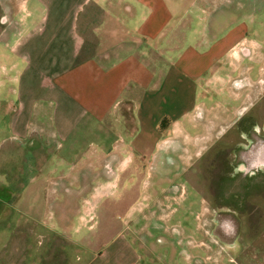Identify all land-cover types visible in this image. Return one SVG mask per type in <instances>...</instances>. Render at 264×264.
<instances>
[{
    "label": "crops",
    "instance_id": "0c3cea01",
    "mask_svg": "<svg viewBox=\"0 0 264 264\" xmlns=\"http://www.w3.org/2000/svg\"><path fill=\"white\" fill-rule=\"evenodd\" d=\"M30 3L12 2L17 31L0 33L16 57L10 68L3 63L7 75L15 68L16 99L9 100L4 91L11 86L1 82L0 120L11 121L17 142L0 155V173L9 168L0 195V264H151L135 235L152 207L147 141L156 136L155 148L178 151L163 144L179 130L197 132L192 150L198 158L212 151L209 170L214 166L216 176L217 135L228 140L224 150L232 158L264 137V0ZM237 55L244 57L233 67ZM202 107L207 132L197 122ZM203 134L208 143L201 149ZM87 135L96 137L95 151L78 145ZM57 142L61 151L66 147L59 156ZM16 154L25 160L12 163ZM231 160L223 162L225 189L218 193L231 200L222 208L237 215L248 185H264V165ZM70 182L85 188L72 228L61 204L72 197L64 190ZM7 183L15 184V195ZM58 224L75 256L66 247L57 256ZM263 231L255 257L264 259Z\"/></svg>",
    "mask_w": 264,
    "mask_h": 264
},
{
    "label": "rangeland",
    "instance_id": "374dc122",
    "mask_svg": "<svg viewBox=\"0 0 264 264\" xmlns=\"http://www.w3.org/2000/svg\"><path fill=\"white\" fill-rule=\"evenodd\" d=\"M15 1L18 0H0V33L9 27V30L7 29L6 32L10 36L17 31L16 24L11 25L15 20L16 13V9L11 4ZM35 1L31 0L32 5ZM31 3L30 8H32ZM17 21H19V17H17ZM6 40V37H0V83L3 81L9 83L11 89H8V93L6 91L4 92L10 98L9 100H15L16 96L12 90L13 86H15V80L13 79L15 68L11 71L13 73L7 75L6 71H9V69L7 68L6 70L3 63L10 68L14 64L16 57L10 53V48L4 46L6 42H9ZM250 56L251 54L249 58ZM243 57V55L242 57L237 55L232 61L233 67ZM252 59H255L254 56ZM249 63L251 62L249 61ZM234 80L235 78H233V82ZM1 95L2 91L0 97ZM262 109L264 110L263 102L260 103L259 111L261 112ZM200 111L204 114H202L201 119L198 118L199 121L197 122L199 124L201 123V127L205 128L204 130L207 132L206 126L209 115L206 114L207 111L203 107ZM222 115L224 116L223 113ZM10 123V120H0V155L8 152V149H11L17 143ZM202 124H205V126ZM222 127H225L224 123L219 128ZM191 131L189 133L185 131L179 135L181 133L179 130L177 137L180 140H175L178 138L173 137L170 138L168 143L163 144H175L179 149L178 151H173L171 148H167V146L155 148L156 136L151 137L147 141V182L145 185L147 186V193H152V199L150 201V206L152 207L147 208V218L140 222V231L136 230L135 235L138 236L141 245L146 250L148 263L264 264V259L260 254H258L257 258L255 257L256 253L260 252L255 238L264 230V185H248L247 191L249 195L246 200L242 201V214L236 215L230 210L225 211L222 207L230 204L231 200L220 197L218 192H221L222 195L225 189L223 182L226 174L223 170V159H225V155L227 154L232 159L231 153H227L224 150L226 149L225 146L228 144V140H225L222 134L217 135V143L221 146L218 147L216 157H220L219 165L221 168H218L216 165V176H213L214 166L212 167V171L209 170L210 164L208 162V157L212 154V151L206 149L201 157L198 158L196 156L197 152L192 150V144L195 143L198 137L195 134L197 132ZM207 137V134L199 137L201 141L204 139V146L202 145L200 147L201 149L206 148L208 143ZM240 138L239 135L234 136L232 142L237 143L240 141ZM96 142L94 135H87L84 139L79 140L78 145L82 144V147L92 152L97 147ZM58 143H55V148L56 154L59 156L63 154V151H66V147L61 151ZM24 160L21 154H16L14 160L11 161L16 164ZM67 160H74L73 162H75L76 159L67 158ZM80 163H75L74 167H78ZM70 166L73 165L71 164ZM2 168L0 173V195H5L1 192H4V183H6L4 181L7 180L6 175H8L9 168L7 169L5 166ZM27 178V175L22 176V181L26 182ZM233 178L235 177H232V181ZM260 178L264 179L262 174ZM229 181L230 178L228 183H231ZM7 185L9 186L8 191L15 192V195L17 190L15 184L7 183ZM67 187L68 189L66 188L64 190H70L72 197L69 200L62 201L61 204L67 209L66 213L68 215L66 218L69 220V227L72 228L77 224L76 216L83 202L82 192L85 191V188L84 190H79L78 184L71 182L68 183ZM210 188L212 192H217L218 198L212 196ZM31 203L30 200L28 201L26 199L24 207H29ZM62 205H57L56 211ZM221 212L227 215L226 218L228 220H231L227 224L228 230H231L230 232L222 226L214 228L219 220L216 216ZM11 224L9 223V225ZM256 228H258V231ZM63 229L58 224L56 231L57 256L64 255V251L59 247L71 248L72 256L74 254V248L71 247L72 243L70 244L69 234ZM4 230L5 228L2 229L0 222V241L1 236L5 235ZM218 251L220 252L219 254Z\"/></svg>",
    "mask_w": 264,
    "mask_h": 264
},
{
    "label": "flooded vegetation",
    "instance_id": "af4514ba",
    "mask_svg": "<svg viewBox=\"0 0 264 264\" xmlns=\"http://www.w3.org/2000/svg\"><path fill=\"white\" fill-rule=\"evenodd\" d=\"M261 141L258 142V144L253 145L250 149L247 146H243L241 148H239L238 153H236L232 160L230 159L229 154H227L225 157V159H223V162L225 161H230L231 162H239V161H247V163L249 164V166L251 168H255L256 166H258V164H260V161L262 159V154L264 152V137L260 138ZM250 147V146H249ZM229 164V162H228ZM240 201H238L237 205L241 206L242 205V201L239 203ZM227 215H225L223 212L219 213L216 218L218 220V224L216 226H214V228H218L219 226H222L223 228L228 230L227 224H229L231 222V220H228L226 218ZM229 232L231 231L230 229L228 230Z\"/></svg>",
    "mask_w": 264,
    "mask_h": 264
},
{
    "label": "water",
    "instance_id": "95a60500",
    "mask_svg": "<svg viewBox=\"0 0 264 264\" xmlns=\"http://www.w3.org/2000/svg\"><path fill=\"white\" fill-rule=\"evenodd\" d=\"M260 164L264 165V152H263V154H262V159H261V161H260Z\"/></svg>",
    "mask_w": 264,
    "mask_h": 264
}]
</instances>
